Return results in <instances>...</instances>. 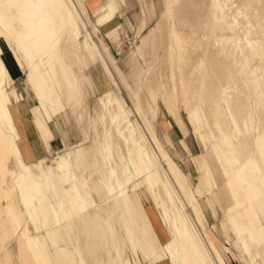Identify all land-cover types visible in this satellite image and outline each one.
Returning a JSON list of instances; mask_svg holds the SVG:
<instances>
[{
    "label": "rangeland",
    "instance_id": "374dc122",
    "mask_svg": "<svg viewBox=\"0 0 264 264\" xmlns=\"http://www.w3.org/2000/svg\"><path fill=\"white\" fill-rule=\"evenodd\" d=\"M55 1L27 56L36 0H0V116L69 144L25 163L0 125V264H264V0Z\"/></svg>",
    "mask_w": 264,
    "mask_h": 264
},
{
    "label": "crops",
    "instance_id": "0c3cea01",
    "mask_svg": "<svg viewBox=\"0 0 264 264\" xmlns=\"http://www.w3.org/2000/svg\"><path fill=\"white\" fill-rule=\"evenodd\" d=\"M87 66L92 63L86 58ZM86 68V67H85ZM84 68V69H85ZM83 84H89L90 80L85 73L82 75ZM31 109H28L27 106H22L19 110V117L15 120V125L18 133V139L15 138L14 134L8 129V125L10 124V121L12 120L13 112L12 110L9 112L8 115L10 117H7V114L0 116V125L5 130L6 134L8 135L10 139V145L15 150V153L18 154V149L20 152V155L25 163H34L38 161L41 158H46L54 155L55 153L61 151L62 149L66 148L67 144L66 142L62 141V139L53 132L51 129L49 123L48 128L50 130V139L48 141V146L45 147L41 140L38 131L36 130L34 124H33V118L31 115ZM59 115V113L57 114ZM56 115V116H57ZM2 118L4 121H2ZM54 118V117H53ZM62 147V148H61ZM57 165L64 166L69 161V157L65 153H59L57 159ZM37 183V182H33ZM22 201L24 202L26 213L28 214V207L26 205L25 196H22ZM147 214L149 216V219L151 220V223L153 225L154 231L156 232L160 242H164L167 239L166 234L162 230V227L157 220V212L155 209L151 208L147 209ZM144 264V263H142ZM155 264H168L166 261H161Z\"/></svg>",
    "mask_w": 264,
    "mask_h": 264
},
{
    "label": "bare ground",
    "instance_id": "6f19581e",
    "mask_svg": "<svg viewBox=\"0 0 264 264\" xmlns=\"http://www.w3.org/2000/svg\"><path fill=\"white\" fill-rule=\"evenodd\" d=\"M214 3L215 6L219 8V5L216 3L215 0ZM27 9L28 10L25 11V13H22L20 16L24 24V29H22L21 36V39L23 40L22 52L24 55L27 56H37L38 49H40L41 51L45 49L44 45H42L43 41H45L47 38H51L54 34L56 35V32L58 31V33H60V31L64 27H70L73 24L72 12L63 8L62 5L56 3L55 0H36L33 7H30V5H28ZM101 47L100 49L102 53L105 52L106 48L103 45ZM13 57L17 65V68H15V70L20 69V67H22V62L21 58L18 56V53L16 51H14ZM0 65H2V67H4L5 69L1 75L2 79H4L9 67L5 60H3ZM7 107L11 111L10 107ZM11 255L12 254H7V257L10 258Z\"/></svg>",
    "mask_w": 264,
    "mask_h": 264
}]
</instances>
